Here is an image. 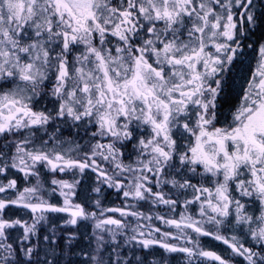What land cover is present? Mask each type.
I'll return each mask as SVG.
<instances>
[{
  "label": "snow or ice",
  "instance_id": "6c2138e0",
  "mask_svg": "<svg viewBox=\"0 0 264 264\" xmlns=\"http://www.w3.org/2000/svg\"><path fill=\"white\" fill-rule=\"evenodd\" d=\"M0 264H264V0H0Z\"/></svg>",
  "mask_w": 264,
  "mask_h": 264
}]
</instances>
